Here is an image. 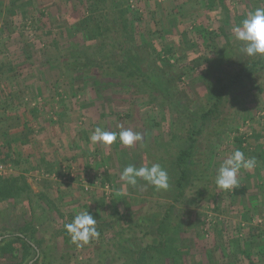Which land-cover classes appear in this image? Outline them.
<instances>
[{"label": "rangeland", "instance_id": "obj_1", "mask_svg": "<svg viewBox=\"0 0 264 264\" xmlns=\"http://www.w3.org/2000/svg\"><path fill=\"white\" fill-rule=\"evenodd\" d=\"M262 1L115 0L131 72L117 66L111 0H0V164L7 167L0 185L22 178L64 220L41 264L131 263L136 250L159 242L166 250L150 264H264V69L232 81L251 58L233 29ZM89 8L90 27L106 29L88 38L77 25ZM205 29L216 36L202 37ZM97 126L131 129L143 140L94 145ZM192 130H199L194 163L178 190L176 156ZM237 135L245 158L256 161L238 173L243 195L215 184L222 161L238 150ZM153 163L167 171V190L119 178L128 164ZM15 204L18 212L22 203ZM86 210L99 236L77 247L62 227Z\"/></svg>", "mask_w": 264, "mask_h": 264}, {"label": "trees", "instance_id": "obj_2", "mask_svg": "<svg viewBox=\"0 0 264 264\" xmlns=\"http://www.w3.org/2000/svg\"><path fill=\"white\" fill-rule=\"evenodd\" d=\"M264 1V0H263ZM262 1V2H263ZM264 3V2H263ZM120 6H117L115 0H111L109 5V10L111 16L113 17L114 26L110 31H113V43H116L120 39L119 30L117 28V20L120 19L121 10ZM89 13L82 18V20L77 25L78 28L86 30L87 37H96L105 27L101 23H97L90 27L89 20L92 18L94 9L89 8ZM124 21V20H123ZM123 26L122 30L125 31L126 23ZM202 37L211 39L212 31H207L206 29L201 32ZM89 35V36H88ZM216 36L215 34H213ZM124 44L121 43V40L118 43V53L120 57V62L117 65L118 68L127 67L131 72H135L136 68L133 66V61L130 59V54L128 48H123ZM105 57H110V53H106ZM110 55V56H109ZM107 63V66H110L112 63ZM93 64V63H92ZM95 65V64H93ZM102 65V64H100ZM264 69V56H255L251 57L249 60H246L245 63H242L238 69V72L234 74L232 81H239L242 77L251 78V74L254 70ZM146 82V81H145ZM220 96V95H219ZM217 96L218 101L220 97ZM217 103L215 102L213 108H209L206 111L202 112L199 116L200 119H205L207 116L211 115L216 111ZM199 130H192L190 136L188 137V145L185 148L180 149L176 156V166L179 170V176L176 180V185L178 190H181L183 187L184 181L187 179V168L194 163L192 160V155L194 153V136L198 133ZM243 135V134H242ZM234 137V140L237 144L238 150H244V139ZM248 188L245 184L239 183V187L234 191H231L233 195H243L247 192ZM46 200V201H45ZM17 201L22 204L18 206V212H15ZM43 201L45 202V207L43 206ZM54 205L51 203L49 198H44L42 194H33L29 184L26 181H22L21 184L17 181L15 177L3 178L0 185V236L7 235L0 240V264H27L31 259L36 255V248L38 249V256L31 264H41L46 254L47 248H49V243L52 239L51 236L56 235L61 229L59 228V223L57 219L62 220V215L60 218H55L51 213L55 211ZM56 212V211H55ZM54 212V213H55ZM58 214V213H57ZM53 215L54 217H52ZM59 217V216H58ZM74 216H70V219H73ZM64 221V220H62ZM65 224L62 227V231L65 229ZM66 231V230H65ZM47 235V237H46ZM51 238V239H50ZM36 247H34V246ZM166 250L165 243L159 242L158 244H146L140 249L136 250L137 253L136 259L131 260L130 262H122L121 264H139V262L145 259L148 264L153 263L154 260H157L160 257L154 255L156 251ZM133 251V249H131ZM155 251V252H154ZM151 252V256L147 255ZM106 254H109L107 251ZM146 256H149L146 259ZM107 256H105L106 258ZM249 257V256H248ZM249 259L248 264H256ZM104 259L101 260L100 264ZM110 264V263H107Z\"/></svg>", "mask_w": 264, "mask_h": 264}, {"label": "clouds", "instance_id": "obj_3", "mask_svg": "<svg viewBox=\"0 0 264 264\" xmlns=\"http://www.w3.org/2000/svg\"><path fill=\"white\" fill-rule=\"evenodd\" d=\"M233 33L234 39L242 43L239 49L242 55L264 56V8L248 12L240 25L233 29ZM117 138L124 146H132L143 140L139 132H133L131 129L109 132L97 126L90 135V141L94 145H111ZM255 165L254 158H245L243 152L235 150L218 167L215 184L221 190L234 191L239 187L238 173L241 168L252 169ZM119 178L126 185H136L137 180L142 179L157 190H167L170 187L168 173L159 163L139 168L128 164L121 171ZM64 227L71 242L77 247H83L91 239L99 236L96 219L88 210L75 215L72 222L65 224Z\"/></svg>", "mask_w": 264, "mask_h": 264}, {"label": "built area", "instance_id": "obj_4", "mask_svg": "<svg viewBox=\"0 0 264 264\" xmlns=\"http://www.w3.org/2000/svg\"><path fill=\"white\" fill-rule=\"evenodd\" d=\"M7 167H5V165H2V164H0V173H6V169ZM88 180H84L83 181V187H84V189L87 191V190H89V185H88V182H87Z\"/></svg>", "mask_w": 264, "mask_h": 264}, {"label": "water", "instance_id": "obj_5", "mask_svg": "<svg viewBox=\"0 0 264 264\" xmlns=\"http://www.w3.org/2000/svg\"><path fill=\"white\" fill-rule=\"evenodd\" d=\"M5 236H7V235H4V236H0V240L3 238V237H5ZM34 246V245H33ZM35 247V246H34ZM36 248V247H35ZM36 250V255H35V257L33 258V259H31L27 264H31L36 258H37V256H38V249L36 248L35 249Z\"/></svg>", "mask_w": 264, "mask_h": 264}]
</instances>
